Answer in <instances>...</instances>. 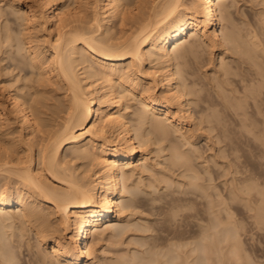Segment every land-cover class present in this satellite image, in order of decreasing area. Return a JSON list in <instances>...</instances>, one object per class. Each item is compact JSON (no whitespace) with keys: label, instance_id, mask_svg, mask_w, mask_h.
Masks as SVG:
<instances>
[{"label":"bare ground","instance_id":"bare-ground-1","mask_svg":"<svg viewBox=\"0 0 264 264\" xmlns=\"http://www.w3.org/2000/svg\"><path fill=\"white\" fill-rule=\"evenodd\" d=\"M226 1L4 0L11 11L4 14L0 7V53L9 52L13 67L23 64L34 70L35 79L31 93L10 88L3 94L0 89V264L20 263L24 236L14 238L16 228L25 232L21 235L30 231L43 245L33 264H95L98 241L118 235L115 224L136 206L119 199L128 190L127 179L135 170L150 169L148 146L163 141L158 149L166 151L165 159L185 178L175 181L183 184L182 195L167 199L178 203L176 209L173 204L167 208L177 212L189 203L197 205L193 214H185L202 223L190 235L177 229L180 218L177 228L169 227L171 233L162 231L171 238L161 234L167 230L161 225L160 236L167 239L161 240L175 239L167 242L169 247L162 241L171 254L161 252L157 233L159 239L152 237V242L159 246L150 242L159 250L149 248L148 253L149 241L140 240L148 241L147 248L137 241L148 253L142 259L150 256L147 264L159 255L156 264L243 261L241 226L233 210L245 200L254 220L264 222V197L259 190V197L252 194L256 177L237 164L231 152L235 145L224 150L220 142L225 131L244 136L252 131L264 145V48L249 31L245 38L239 34L232 21L234 1ZM202 44L218 50V62L211 67L214 75L200 84L188 76L185 64L200 58ZM181 58L187 59L180 64ZM204 85L207 93L200 95ZM156 87L160 95L152 92ZM227 113L235 118L224 119ZM199 139L208 145L206 155L196 143ZM168 177L165 188L171 185ZM155 196L147 199L166 203L168 198ZM175 214L170 212L171 219ZM121 254L111 263H145L140 255Z\"/></svg>","mask_w":264,"mask_h":264},{"label":"rangeland","instance_id":"rangeland-1","mask_svg":"<svg viewBox=\"0 0 264 264\" xmlns=\"http://www.w3.org/2000/svg\"><path fill=\"white\" fill-rule=\"evenodd\" d=\"M53 1L56 2V3L61 4V2L64 1V0H53ZM228 1H230V0H228ZM228 1H226V2H228ZM230 2L234 3V4L232 3V6H231L232 21L234 23L235 28L238 30L239 34L242 35L243 38H245L246 35H247L246 32L249 31L250 34L254 35L253 38H254V40L256 42H258L259 46L264 48V28H263L264 27V23H263L264 19L260 20V19H262L261 18L262 16L264 18V11H263L264 10V2H262L261 0H231ZM0 3H1L0 7H4L5 8L3 10V13L5 14L6 11L9 9V7L4 4V0L0 1ZM9 10L11 11V9H9ZM7 12H9V11H7ZM7 15H9L8 18L10 17V15H11V17L13 16L12 14H7ZM7 15H5V16H7ZM3 17L0 18V24H2L1 20H2ZM217 20L219 21V23H221L220 17ZM9 24H11L12 27H15V26L17 27V25L14 24L13 22H10ZM7 28H9V27H7ZM116 28H117V26H116ZM199 51L201 52L200 58L198 60L194 61V62H187L185 65L191 72V75H188V76L190 78L198 81L200 84H203V83L208 82V77H211V76L214 75V73L211 72V67H212L213 63L215 64V63L218 62V60H214L216 55H217L218 50L215 47L208 48L205 44H202L199 47ZM7 53L8 54H1L0 53V89L2 90L3 94H5L6 91L8 89H10V88H16L21 93L22 92L31 93L33 91V87H29V86L30 85L33 86V84H34L35 71L30 69V68H28V66L23 65V64L22 65L19 64L20 66H18L17 68L13 67L11 65V63H10L11 61L8 60L9 59L8 58L9 52H7ZM1 57H3L2 60H1ZM185 59H187V58H185ZM185 59L184 58L178 59V63L180 62V64H181L182 61H184ZM200 62L204 63V65L201 66L199 64ZM152 64H154V63H152ZM152 64H150V65H152ZM7 85H9V87ZM196 87H199V84H197ZM202 87L203 88L200 89L199 94L200 95H205L207 93V90H206L207 86L204 85ZM119 89L121 90L122 94L125 93V90H123L124 89L123 86H120ZM152 92L157 94V95H160V89L158 87L154 88L152 90ZM211 94H215V93L211 91ZM222 117L224 119H233V118H235V116H233L231 113H229V114L227 113V115H222ZM127 119H129V116H127ZM135 127H136V125L132 124V126H131L132 131H134ZM208 132H210L213 135H215L214 133H216L215 130H211V131H208ZM249 132L248 131L245 132V135L248 136L247 137V136H244V132L241 135V132H232L230 134V132L228 133L227 131H225L224 134L227 133V135L230 136V137H228L225 134L223 142H220V144H222V147H223L224 150L229 149L230 145L231 146L235 145V147L237 148L236 149L237 151L236 150L233 151L231 149L230 150H231V152H233L232 154L234 156L235 155L237 156V164L240 167L242 166L241 167L242 169L246 170L245 173H249L250 172L253 175H255V177H256L254 182L257 185H256V188L253 191L251 190L252 194L254 193L253 195H255V196L258 195L259 193L256 192V191L259 190L262 193L261 196L264 197V145H261V144L257 143L258 140L256 138L254 139V135H255L254 132H252V131H251V133H249ZM211 134H209V135H211ZM240 135H241V137H239ZM249 135H250V137L252 136L251 137L252 139H250ZM226 136L228 137L227 140H226ZM229 138H231V139H229ZM246 138H248L249 141L250 140L251 141L249 142L248 139H246ZM228 140L231 141V142H229ZM235 140H237V141H235ZM254 140H256V141H254ZM245 141H247V143ZM202 142L205 145H202ZM165 143L166 142L163 141V142H159V143H155V144L149 145L148 147L151 150L149 152H147V159L149 161L150 169L148 171H143V172H140V173L137 170H135L133 175H131L127 179L126 183H127V189L128 190L120 193V198L119 199H121L123 201H126V202L136 203V206H134V207L130 208V210L126 211V216H125V219L123 221L118 222L117 224H115L116 225V229L115 230L117 232L119 231L118 235H116L114 237L105 236L102 240L98 241V243L96 244V247H98V251H99L100 255H98V259H97L95 264H110L111 261L115 259L114 257L123 256L121 253H123L125 255H128V257L135 255V257L139 258L140 254L138 252H140V253L142 252L141 255H140L141 259H142L143 256H146L145 254H148L151 251V250L149 251V248L150 249H154V251L159 250L158 247H156L154 245H153L154 246L153 247L152 243L156 244V242H157V243L160 244V242L163 241V239L161 240V237L166 236V235H168L167 238L168 237L171 238V236H169L170 234H168V233H171V231H172V230H170V228L174 224H175L174 226L177 228L176 224H178L177 222H179L178 219H180V218H181L180 219V222H181L180 224H182V226L179 225V227L177 228V229H180L179 231H184V230L188 231V234L191 233L190 235H193L194 232H195L194 235H196L197 234L196 231H199L198 224L200 222L202 223V220L198 219L197 217L191 216L193 214V212H195V209H196V208H193V207H196L197 205L195 206L194 204H191V203L188 204L187 203L189 205V207H188V205L186 203H184V204L187 205V207H185L183 209L181 208V210L179 209L176 212V210H173V209H176L173 206L174 205L177 206L176 204H178V203H174V202L171 203L173 205L167 203V199H169L170 195L172 196V194L174 193V196H176V195L178 196L179 193H181V190H183L182 189L184 187V186H182L183 184H176L175 181H177L178 183H183L185 181V178H181L180 175H179L180 170L177 169V168L175 170L174 169L175 166H173V165L170 166L168 161L165 159L166 151L165 150L161 151V150L158 149L159 145H164ZM196 143L197 144L199 143L198 145L201 146L202 150L204 149L203 151H204V154L206 155L209 150H208V145L205 143V141L203 139L202 140L199 139ZM228 143H229V145H228ZM232 143H233V145H232ZM237 144H238V146H237ZM194 161H195V164H198L197 160L194 159L192 162H194ZM128 167L129 166H125V168H128ZM170 167H173V169L171 168L172 169L171 170ZM213 168H214L213 170L221 171L220 169H217V167H213ZM202 174L203 173H201V175ZM164 176H165V178L169 176L168 177V179H169L168 181H169V183H171V185H169V186L167 185L168 188L164 187L165 184L163 185L164 182H167V181H165ZM202 176L205 177V174L202 175ZM170 178H172V182L173 183L170 182ZM162 180H164V181H162ZM215 182H217L218 184H221V182L219 181L218 178L215 180ZM151 185L154 186V188H152ZM175 185H177V186H175ZM175 188L177 190H179L178 194H176L177 191H175L176 190ZM172 190H174L175 192H172ZM150 191H151V193H149ZM165 192L166 193L168 192L167 195H164V194H166ZM169 192H171V193H169ZM154 194H157V195L155 196ZM159 195H161V196H159ZM162 195L168 197V198L165 197L166 198L165 199L166 203L163 200L164 196L162 197ZM181 195H182V193H181ZM152 196L153 197L154 196L155 197L159 196L160 198H162V200L164 202L161 201V199L159 200L160 202L158 201V199H157V201L155 199L152 202H149L150 200L147 199V197L151 198ZM256 197H259V196H256ZM127 200H129V201H127ZM145 200H148V201H145ZM155 201L157 203V206L154 205V204H156ZM240 201H238V203L236 201H233L234 203L236 202L238 204L236 206H235L236 203L233 204V202H232V204L235 206V208L233 210V213H234L233 215L236 218V220L239 222V225L241 226L240 230L238 231L239 236L241 238L240 241H242L240 243V247H241V249L242 248L245 249V251H244V249H242L244 252L241 250L242 254H240V256L244 255L245 257L243 256L241 258L239 256L243 260V261H241V260L240 261H241V263L244 262V264H247L246 261L248 259H250L249 260V261H251V263L249 262L250 264H264V222H256L254 220V218L252 217L253 211L250 210L249 208H247V206H246L247 203H245V200H240ZM145 202H146V204H145ZM161 202H163V203H161ZM178 202H179V205L183 204V201H178ZM243 202H244V204H243ZM162 206H164V207H162ZM168 206L173 207V209L172 208L170 209V207L167 208ZM161 208H163V209H161ZM150 210L152 211L153 214L151 213ZM161 210L162 211L164 210V211L162 212ZM153 211H155V213ZM174 211L176 213L175 214L176 216H175V218L171 219L172 215L170 216V212L172 213ZM188 212H190L192 214H185V213H188ZM180 214H182V215H180ZM183 214L186 215V216L190 215L191 217L188 220L189 216L188 217H186V216L184 217ZM154 216L157 217V219H155ZM181 216L186 219V221H185L186 223L184 222L185 219L183 220ZM169 218L171 219V223L169 222L170 221ZM156 220L160 221V222L158 221L159 225L157 224ZM163 220H165V221H163ZM167 220H169V221H167ZM173 220L176 223H173L174 222ZM181 220L183 221V223H182ZM153 222H155V223H153ZM144 224L148 228L149 227H151V228H149V230H147V227L143 226ZM139 225H141V226L139 227ZM152 225H155L157 227L160 226V227H158V228L156 227L155 228V226H154V229H153ZM161 225H162L163 229H164V227H167V230L166 231L165 230H161ZM165 225H168V226H165ZM174 226H173V229L175 228ZM180 226H181V228H180ZM137 227H139V229H137ZM141 227L142 228L144 227L146 230L142 229V231L144 230L146 232H141V229H140ZM168 229H169V231H168ZM13 230L16 231V232H14V234H12V236L14 238H16L17 236H19V237L22 236L20 238H23V236H24L23 239L25 241L23 239H22V241H24V244L26 243V245H24L22 243L21 239L19 237H17L21 241L20 248L22 249V250L19 249L21 254L19 255L20 258H19L18 261H20L21 264H22L23 261H24L23 264H30L29 262H32L31 264H33V262H36L34 260L36 259L35 256L37 255L36 254L37 248L38 247L42 248L43 245L38 243L37 239H36L37 241L35 240L36 237L35 238L33 237L34 236L33 233H31L32 235L29 234L30 231L29 232L26 231L27 235L25 234L26 235L25 236V235H21V234L25 233L23 230H19L18 228H16V230L15 229H13ZM160 230H161V232L164 231V232H168V233H166V234L163 233V232L161 233ZM22 231H23V233H22ZM120 231H122V232H120ZM189 231H191V232H189ZM159 232L163 236H160ZM157 233L160 236V241L158 242V240H156V242H155L153 240V242H152V237H153V239H156V238L159 239ZM148 234H150V235H148ZM145 235H148V236H145ZM186 235H187V232H186ZM28 236H30V237H28ZM25 238L26 239L29 238V240H30L29 243L31 242L30 243L31 245L28 243L30 248H28V246H27L28 240L26 241ZM92 238H93V236L90 234L87 237V239H86L87 242L89 243L91 240H93ZM163 238L166 239V237H163ZM138 240H139V242H141L142 245L144 244V248L148 247L147 248L148 249V253H147V251L145 253L144 248L141 247L142 245L141 246L139 244L137 245V243H139V242H137ZM140 240H145V241L148 240L150 245L147 244L148 241L145 243V241L142 242ZM150 240H151L152 243L150 242ZM166 240H164L163 242H166ZM169 240L171 242V240H173V239H169ZM169 240L167 242H169ZM190 240H195V238L190 239ZM33 241L35 243L37 242L38 245H37V243L35 245V243H33ZM163 242L161 243L162 245L160 244V247L164 246ZM145 244H147L148 246L145 247L146 246ZM241 244H243V245L241 246ZM23 245L25 247H23ZM34 245H35V247H33ZM156 245L159 246L158 244H156ZM170 245L171 244H168L167 247H169ZM165 246L161 247V248L164 249ZM25 248H27V249H25ZM31 248H33V250ZM142 248H143L144 251H142ZM140 249H141V251H140ZM27 250H29V251L27 252ZM163 251H168V254L170 253L169 252L170 249H164L161 252L163 253ZM133 253H134V255H132ZM156 253L154 252L155 257H156ZM246 253H247V257H249V258H247V260H245L246 259V255H245ZM22 254H24V255H22ZM31 254H34L33 257H35V258H33ZM119 254H121V255L118 256ZM142 254H144V255H142ZM152 255H153V253H152ZM152 255H151V258L153 257ZM159 256H158V258H159ZM155 257H153V258H155ZM30 258H31V260H28ZM147 258L150 259V256L147 257ZM147 258L145 257L146 260L142 259V262L145 261V263L143 262L144 264H147L150 261V260L147 261ZM157 259H155L154 262H156ZM146 261H147V263H146ZM151 262H152V259H151ZM154 262L153 263H149V264H156ZM209 262L210 263H208V264H212L213 260H210ZM238 262L236 263V261H234L233 258H230L229 260H227V264H238ZM241 263H239V264H241ZM34 264H37V263H34ZM48 264H51V263H48ZM111 264H113V263H111ZM157 264H160V263L158 262Z\"/></svg>","mask_w":264,"mask_h":264}]
</instances>
